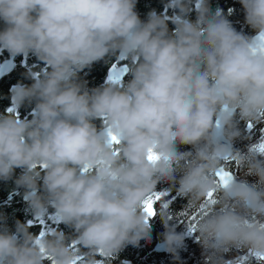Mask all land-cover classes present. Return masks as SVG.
Here are the masks:
<instances>
[{
    "label": "clouds",
    "instance_id": "obj_1",
    "mask_svg": "<svg viewBox=\"0 0 264 264\" xmlns=\"http://www.w3.org/2000/svg\"><path fill=\"white\" fill-rule=\"evenodd\" d=\"M239 2L250 34L207 0L195 20L193 0L146 20L137 0H0V50L46 65L11 89L33 117L0 114V181L24 189L35 218L51 209L72 229L34 234L17 220L12 231L0 214V264H113L150 242L157 214L174 259L195 231L204 264H264V139L234 146L241 120L264 122V0ZM113 56L131 78L89 88L80 72ZM162 182L187 199L185 232L167 199L144 210Z\"/></svg>",
    "mask_w": 264,
    "mask_h": 264
},
{
    "label": "trees",
    "instance_id": "obj_2",
    "mask_svg": "<svg viewBox=\"0 0 264 264\" xmlns=\"http://www.w3.org/2000/svg\"><path fill=\"white\" fill-rule=\"evenodd\" d=\"M168 0H137L136 11L138 12L142 20H146L148 13L155 10L158 14H163L165 16H171L174 9L167 7ZM209 7L212 11L216 9L222 10V13L228 17L232 22L235 29L239 32L250 34L252 29L245 21V14L242 5L239 0H207ZM193 11L189 14V18L195 20V0H193ZM231 10V11H230ZM3 27V23L0 22V28ZM174 28V24L169 21V29ZM0 50V60L3 57ZM6 54V50H4ZM118 56H113L107 58L106 60H101L94 63L88 68H85L80 72V78L87 81V86L89 88L97 87L104 84L107 79V71L109 67L113 64L114 60ZM128 61V60H127ZM43 70V62L39 61L34 55L29 54L28 62L26 65L19 64L15 70L9 72L0 81V114H6L8 109L17 115L19 119H31V116H26L27 112H30L34 108L33 104L25 103L21 106L14 105L12 100L11 89L17 83H23L25 85H30L32 83V78L38 76ZM31 73V76L28 75ZM131 78L130 73L123 78L121 82H126ZM97 123H99L97 121ZM239 127L241 129V137L234 141V146L238 148L241 152L246 153L248 151V146L259 139H264V122L252 124L251 122L240 121ZM191 146L181 145L180 149L188 150ZM235 171V169H233ZM17 172H21L17 170ZM19 174H17L18 176ZM254 179V178H249ZM16 184L13 180L0 181V197L5 196L9 190L15 188ZM178 187V185H177ZM157 193H163L164 196L162 200L167 199L170 202V208L174 213H180L178 219L173 217L170 223H175L177 225V232L187 231L184 223L191 220L192 217L189 216L188 220H185L183 215L184 207L187 203V199L180 197L175 188L168 182H162L157 185ZM158 207V202L155 205ZM31 213L28 206H23L18 204L17 206H12L11 208H6L2 211L7 219V226L14 231L15 222L20 220L22 223H26V218L28 214ZM184 222V223H183ZM151 240L140 241L139 245L133 247L131 245L125 247L116 257L113 258V264H193L195 259L191 257V254L197 250L201 249V245L198 242V233L193 231L190 235L186 236L184 241V246L179 249V259H174L173 255L167 251H157L154 249L155 244L159 240H163L162 233L165 231L162 220L159 215H155L149 219ZM65 233H71L72 229L68 228L64 224L58 227ZM34 234H39L40 229L31 225L29 228ZM231 254H229L230 256ZM197 261V260H196ZM204 264V262H201ZM255 264V262H254Z\"/></svg>",
    "mask_w": 264,
    "mask_h": 264
},
{
    "label": "flooded vegetation",
    "instance_id": "obj_3",
    "mask_svg": "<svg viewBox=\"0 0 264 264\" xmlns=\"http://www.w3.org/2000/svg\"><path fill=\"white\" fill-rule=\"evenodd\" d=\"M9 56H11V54L8 53V52H6V54H3V57L0 60V63L2 62L3 59H5V58H7ZM28 57H29V54L15 55L14 56L15 66H14L13 70H15V68L19 64L26 65L27 62H28ZM115 62H117L118 65H123V64H127L128 65L127 58H123V59L120 60L119 56H118L114 60L113 64L109 67V69L107 71V75H106V79L107 80H109L108 79V72H109L110 68L114 65ZM45 70H46V65H44V63H43L42 72L45 71ZM123 78L120 81H122ZM112 80H114V78ZM31 114L34 115L33 110H31L30 112H27L26 116H31ZM17 170L20 171V169L19 168L16 169V173H15L16 175L20 174V172H17ZM14 187L15 188H12L11 190H9V192L5 196L0 197V201H1V203H0V214L2 213V211L6 210V208H11L12 206H17L18 204H21V205L26 206V207L28 206V204H27V202L25 200V196H24V189L20 188V187H17V186H14ZM30 220L33 221V223L31 225H35V226H37L40 229L39 233H41L42 231L51 230L53 228H58L61 225V223H62V222L57 221L55 219L54 213H53V211L51 209H49V214L46 217H44L43 219H41V220H38L37 218H35L32 215V213H29L28 217L26 218V223L28 221H30Z\"/></svg>",
    "mask_w": 264,
    "mask_h": 264
},
{
    "label": "water",
    "instance_id": "obj_4",
    "mask_svg": "<svg viewBox=\"0 0 264 264\" xmlns=\"http://www.w3.org/2000/svg\"><path fill=\"white\" fill-rule=\"evenodd\" d=\"M123 58L125 57L119 56L120 60ZM14 66L15 60L13 55L2 60V62L0 63V81L5 75L13 70ZM128 71L129 69L127 67V64L118 65L117 62H115L108 72V79L114 78V80H121L128 73ZM154 249L157 251H165L162 248V240H159L155 244Z\"/></svg>",
    "mask_w": 264,
    "mask_h": 264
},
{
    "label": "snow or ice",
    "instance_id": "obj_5",
    "mask_svg": "<svg viewBox=\"0 0 264 264\" xmlns=\"http://www.w3.org/2000/svg\"><path fill=\"white\" fill-rule=\"evenodd\" d=\"M113 139H115V137H113ZM152 158L153 156L152 154H150L149 159H152ZM228 174L230 175L231 173H228ZM211 195L212 194L210 193V196ZM163 196H164L163 193H156L154 197H151L144 202V210L148 216H153L155 214L154 206L156 202L159 201Z\"/></svg>",
    "mask_w": 264,
    "mask_h": 264
},
{
    "label": "rangeland",
    "instance_id": "obj_6",
    "mask_svg": "<svg viewBox=\"0 0 264 264\" xmlns=\"http://www.w3.org/2000/svg\"><path fill=\"white\" fill-rule=\"evenodd\" d=\"M1 54H5L4 50L1 51ZM191 257H193V259H195L193 264H202L201 262H204V255H203L202 247H201L200 250H197V251L193 252L191 254Z\"/></svg>",
    "mask_w": 264,
    "mask_h": 264
},
{
    "label": "bare ground",
    "instance_id": "obj_7",
    "mask_svg": "<svg viewBox=\"0 0 264 264\" xmlns=\"http://www.w3.org/2000/svg\"><path fill=\"white\" fill-rule=\"evenodd\" d=\"M126 58V57H125Z\"/></svg>",
    "mask_w": 264,
    "mask_h": 264
}]
</instances>
